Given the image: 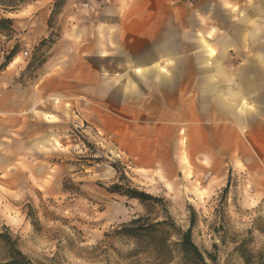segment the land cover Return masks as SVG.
<instances>
[{
  "label": "rangeland",
  "instance_id": "1",
  "mask_svg": "<svg viewBox=\"0 0 264 264\" xmlns=\"http://www.w3.org/2000/svg\"><path fill=\"white\" fill-rule=\"evenodd\" d=\"M67 2L0 0V18L12 20L0 32V231L9 229L32 264H161L151 253H135V242L116 234L137 216L161 220L164 209L107 191L120 176L141 188L114 146L100 139L101 130L80 115L70 122L62 114L67 104H60L55 117L58 106H46L51 100L26 105L40 61L54 42L53 34L42 37L46 28H57ZM72 2L81 9L104 5ZM172 2L173 26L189 31L183 44L189 60L220 57L231 72L247 66L252 74L263 72L264 0ZM181 11L188 16L177 21L175 12ZM199 28L201 33H193ZM246 100L252 108L241 133L245 145H236L233 160L194 170L199 177L189 180L185 192H152L183 230L193 215L192 237L209 264H264V88ZM209 172L215 183L204 180Z\"/></svg>",
  "mask_w": 264,
  "mask_h": 264
},
{
  "label": "crops",
  "instance_id": "2",
  "mask_svg": "<svg viewBox=\"0 0 264 264\" xmlns=\"http://www.w3.org/2000/svg\"><path fill=\"white\" fill-rule=\"evenodd\" d=\"M103 1L81 9L69 0L57 28H46L42 39L53 34L54 42L26 105L51 100L54 116L67 104L62 114L100 129L142 190L185 192L194 170L227 163L245 145L246 99L263 90L264 70L252 74L246 64L238 74L227 59L189 60V31L173 26L172 0ZM185 16L175 12L177 21Z\"/></svg>",
  "mask_w": 264,
  "mask_h": 264
},
{
  "label": "trees",
  "instance_id": "3",
  "mask_svg": "<svg viewBox=\"0 0 264 264\" xmlns=\"http://www.w3.org/2000/svg\"><path fill=\"white\" fill-rule=\"evenodd\" d=\"M55 13L53 9L52 14ZM11 27V19L0 18V32ZM15 53L12 51L8 61ZM7 63L6 61L1 67H5ZM119 179V182L107 188L108 192L125 196L130 200H137L142 205H160L164 209V216L161 220L151 219L147 215L137 216L116 230V234L135 242V253H151L161 264L175 260L177 264H209L205 253L201 251L192 237L195 224L193 215L190 226L183 230L176 224L168 209L164 208L165 201L162 197L123 183V176ZM206 254L210 260L215 261L212 253ZM0 264H32L31 259L20 249L17 239L12 236L8 228L0 231Z\"/></svg>",
  "mask_w": 264,
  "mask_h": 264
},
{
  "label": "built area",
  "instance_id": "4",
  "mask_svg": "<svg viewBox=\"0 0 264 264\" xmlns=\"http://www.w3.org/2000/svg\"><path fill=\"white\" fill-rule=\"evenodd\" d=\"M27 55H28V52L25 51V52H24V56H27ZM210 175H211V173L209 172V173L205 176L204 180H207V179L209 178Z\"/></svg>",
  "mask_w": 264,
  "mask_h": 264
},
{
  "label": "clouds",
  "instance_id": "5",
  "mask_svg": "<svg viewBox=\"0 0 264 264\" xmlns=\"http://www.w3.org/2000/svg\"><path fill=\"white\" fill-rule=\"evenodd\" d=\"M241 131L243 132L244 130H243V129H241Z\"/></svg>",
  "mask_w": 264,
  "mask_h": 264
}]
</instances>
